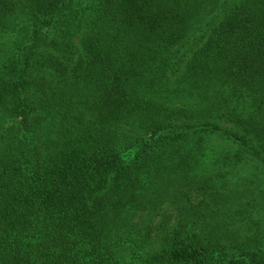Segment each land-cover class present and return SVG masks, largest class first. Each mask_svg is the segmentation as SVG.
Returning <instances> with one entry per match:
<instances>
[{
	"label": "trees",
	"instance_id": "obj_1",
	"mask_svg": "<svg viewBox=\"0 0 264 264\" xmlns=\"http://www.w3.org/2000/svg\"><path fill=\"white\" fill-rule=\"evenodd\" d=\"M0 264H264V0H0Z\"/></svg>",
	"mask_w": 264,
	"mask_h": 264
}]
</instances>
